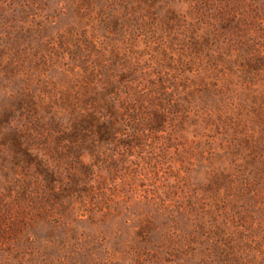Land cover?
<instances>
[{
  "label": "rangeland",
  "instance_id": "1",
  "mask_svg": "<svg viewBox=\"0 0 264 264\" xmlns=\"http://www.w3.org/2000/svg\"><path fill=\"white\" fill-rule=\"evenodd\" d=\"M4 2L0 264H264V0ZM113 59L148 74L149 109L133 147L113 138L109 158L86 160L91 176L77 160H46L50 176L38 160L16 157L6 138L14 129L24 146L47 152L43 139H30L43 134L33 117L45 116L43 102L30 113L25 95L43 99L48 81L60 90L47 99L63 111L61 89L71 85L80 97L87 87L77 70L93 73ZM162 82L171 97L160 95ZM205 82L210 95L200 92ZM162 97L176 107L159 131L151 112ZM72 172L89 184L55 200L49 182L71 183ZM201 215L209 232L218 220L223 243L211 233L172 237L201 235L191 220Z\"/></svg>",
  "mask_w": 264,
  "mask_h": 264
},
{
  "label": "trees",
  "instance_id": "2",
  "mask_svg": "<svg viewBox=\"0 0 264 264\" xmlns=\"http://www.w3.org/2000/svg\"><path fill=\"white\" fill-rule=\"evenodd\" d=\"M3 2L4 0H0V3L4 5L5 2ZM68 42V39L61 42V48H65ZM62 55L61 51L57 52V56L63 59ZM119 60L121 61L123 58H119ZM258 60L263 63L264 57H260ZM112 63L111 66L99 67V70L93 73L87 72L88 70L86 69L77 70L78 74L83 72V75L80 76H82L83 82L87 83V87L83 88L85 92H82L80 97H72L70 95L71 85L62 88L64 96L59 101L62 103L63 111L56 109L53 102L47 99V94L60 90V88L48 81L43 84L44 91L46 90L43 93V99L39 94H35L34 91L32 94H26L25 99L21 100V103L29 106L30 109L25 106H23V109L30 113L34 114V106L43 102V109L46 112L45 116L42 117L41 114L33 116L35 118L34 123L37 126L42 128L43 125V134H35L31 131L30 139L38 141L43 139V146L46 147L47 152L42 155L32 151V148L29 149L24 146L22 129H17V131L14 129L6 138L13 139L14 143L12 146L16 157H24L26 160H38L37 166L41 169L39 171H43V175L47 174L50 176H54L57 173L52 170L51 165L46 160H77L81 170L91 176L93 175V165L86 160H106L109 158L111 154L106 150V147L113 141V138L117 137L122 141L123 145L133 147V143L139 139L137 136L140 134L139 127L142 123L139 118L140 112L144 113L149 109L145 101L148 94L144 91L147 86L145 77L148 74L147 72L139 71L135 66L119 69L116 66L119 63L116 59H113ZM122 64L125 65V63ZM59 80L62 81L63 78ZM104 80L108 82H101ZM164 84L162 82L160 85V95L164 97L169 95L171 97L170 90L163 86ZM203 84L204 86H202L200 92L210 95L213 92L211 83L205 82ZM200 92L199 94H201ZM164 97L160 98L161 104L154 106L151 112L152 118L154 117L152 125L159 131L165 125H168L173 113L171 110L176 107L171 102V99H164ZM213 117V115L209 114L207 118L212 119ZM130 131H136L137 133L131 134ZM113 160H119V158L115 157ZM71 175V183L64 180L59 181L58 179L49 182L51 183L52 191H54L53 197L55 200L64 203L72 194L81 193L83 185L89 184L85 182L84 177H81L76 172H72ZM58 182L63 185L62 188L56 185ZM221 203L228 205L225 202ZM206 214L207 212L205 214L203 212L205 217ZM191 220L194 226L202 231L201 235H172V237L183 239L182 242L185 243L191 242V240H200L201 238L199 237L209 239L211 233L214 237L221 239L222 243L224 242L222 238L225 234L220 232L222 226L216 222L218 221L216 218L212 217L214 223L213 232L207 230L209 226L202 215L200 217L192 216ZM185 237L189 238L185 239Z\"/></svg>",
  "mask_w": 264,
  "mask_h": 264
}]
</instances>
